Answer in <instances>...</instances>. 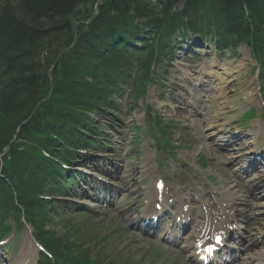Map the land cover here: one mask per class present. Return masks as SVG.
I'll return each mask as SVG.
<instances>
[{"label": "trees", "instance_id": "obj_1", "mask_svg": "<svg viewBox=\"0 0 264 264\" xmlns=\"http://www.w3.org/2000/svg\"><path fill=\"white\" fill-rule=\"evenodd\" d=\"M95 1L17 0L0 14V153L33 110L19 137L35 143L37 148H31L38 152L41 145L51 146V137L43 133L46 128L61 138L67 132L70 141L82 136L68 118L77 117V111H101L122 85L133 83L136 94L143 95L151 66L164 59L167 41L182 26L210 35L218 45L246 43L264 71V0H185L175 11L181 0H104L93 15ZM89 18V23L79 25L73 48L56 62L73 42L75 23ZM137 41L143 48H134ZM41 100L45 101L35 109ZM67 153L64 149L59 155ZM48 166L49 176L60 179V167L52 162ZM42 174V165L28 157L25 162L15 157L0 169V226L15 206V189L38 228V238L59 256L56 264H103L82 248L80 238L71 239L68 233L76 226L67 227L62 236L45 231L47 215L28 196L37 183L39 188L47 180V175L39 180Z\"/></svg>", "mask_w": 264, "mask_h": 264}, {"label": "rangeland", "instance_id": "obj_2", "mask_svg": "<svg viewBox=\"0 0 264 264\" xmlns=\"http://www.w3.org/2000/svg\"><path fill=\"white\" fill-rule=\"evenodd\" d=\"M205 46V48L199 49L201 50L200 58L190 57V54L186 55L184 51H179L172 67L168 68V73L163 77L162 85L158 83L152 85L145 101H141L137 109H132V114L127 115L128 111H130L132 107L131 105L128 106L124 103L120 117L117 119L122 121V125L115 120L113 122V126L103 127L105 133L112 138V143L107 148L109 150L111 148L112 149L111 151H108V153H105L107 155V159H105L104 162L105 167L106 165L109 167L107 168L109 171H105V173L109 175L108 173L111 171L112 175H109L107 181H112L116 185L113 192L115 195L118 194L116 200L117 203L109 208L87 199V197L81 193H77L78 188H80V183H82L81 178L79 181L77 180L76 183H71L68 188V195L64 196L66 200H55V204H52L53 209L58 213V219H63L64 221L66 217L76 214V211L74 210L75 207L86 206L89 213L92 214L94 219L97 221L96 224H93V226H89L90 230H92L91 233L96 232L99 236L104 235L108 237L107 242H103L105 245L102 248H100L101 244L95 245L94 243L88 242L92 245L90 246L91 250L95 255H99L100 253L105 260L112 258L114 264H182L187 256L186 253H183L182 249L168 251L167 247L162 246L158 241L154 242V240H150L137 232L135 233L128 226L125 218L129 214H134L139 210L143 203V195L148 190L147 186L150 185V174L136 175L135 167L140 168L145 160L156 167L155 158L157 157V152L154 148L150 149V146L153 145L154 141L144 134L143 140L138 144V142L134 141L131 133V125L134 122L144 124V107L149 105L154 110H159L157 104L159 102L163 103L161 106L164 110V117L170 120L174 119V123L171 128L174 138L178 140L177 143H179V148L176 150L178 160H184L185 165L193 169V172L198 170L203 179V177H205V171L207 172L208 169L199 165L201 162L199 159L203 155L207 156L209 160V170L211 172L213 170L218 178L223 176L221 180L216 176L215 177L217 179L213 180L215 182L214 187L218 190L223 187V182H233L234 179L229 175L228 169L225 168V161L222 157V152L218 151L214 142L206 141L205 132L201 130L199 132L191 131L190 127L186 126L187 124L184 116L188 115L189 109L186 108L184 111H178V106H184L186 103L184 98H188L187 93L190 94L189 90H193L191 87L196 85V78L191 80L183 79L184 72H188L190 70L195 71V65L206 63V60L210 61L215 57H217L222 63L231 62V64H234L235 66L242 63L241 71L237 73L234 81H232L228 86V95L233 101V104L229 107L227 116L222 119L224 128L229 126L231 127V125L235 124L242 126L245 129L249 127L253 129V125L259 118L260 112L263 111L259 93L262 92L264 94V91L261 88L258 70L256 68V61L252 57L250 50L247 47L242 46L239 48L238 54L236 55L230 50H226L221 53H217L215 51L213 52L211 49L212 45L210 43H207ZM207 52L209 53L207 54ZM205 54H207V56H205ZM199 89L202 90V88ZM247 90H253V93L251 94L253 96V100L249 102L246 101L245 96L243 95V93ZM119 99V97H116V100ZM167 100L175 102V106L177 107L173 108L165 105L164 101ZM207 105H209V103H207ZM251 107H255L258 117L250 120L248 126L241 125L239 121L236 122L239 116ZM99 120H101V118L97 116L96 121ZM197 122H199V119H197ZM189 124L192 126L194 123L189 121ZM263 126L264 120L259 128L260 131H262L261 135H256L259 140L262 137L264 138ZM192 128L197 127H191V129ZM241 137L245 138L244 143L247 145V148L251 149L252 147L249 144V142H251V137H246L244 133L241 134ZM99 152L101 151L89 150L88 154H91L94 157L97 156ZM89 157L91 156L85 155V160L83 162H90ZM164 158L170 160L171 170L167 169L165 166L159 167L158 170L161 171V173H164V170H167V172L176 175L177 168L175 170V167L172 168V165H174L177 161L170 159L167 153H164ZM78 161L80 160H76L75 162ZM100 161L101 160H98L96 164L89 163V166H91L90 170H92V168L95 169L99 165ZM198 167H200V169ZM72 172L74 173L75 171ZM134 177L138 178V180H135ZM85 180L86 182L82 184L87 187V179L85 178ZM121 180H125V183H120ZM240 188L243 192L245 191L244 187ZM89 192L91 194H96L97 190L90 189ZM257 195H259L258 192H256L254 197ZM251 206L249 205L248 207H244L243 212H246L247 209L251 208ZM151 209L152 206L146 209L141 207L140 211ZM72 219L73 222H77L79 218L75 215ZM245 220L248 221L247 218ZM249 224V229L251 230L260 225L261 221H251ZM53 225L57 226L56 230L59 233L64 234V223L60 222V227L59 224L56 223H53ZM50 227L52 226H48V228ZM28 236L29 234L26 228L21 233L16 234V237H14L11 241V247L6 248L4 251L5 258L7 257L8 261L4 260V262H2L0 260V264H17L28 260L30 264H36L38 262V250L34 246L33 240H31L29 245V247H31L30 250H26L25 252L23 251L27 241L29 240ZM80 239L87 242V237ZM149 240L153 241L154 244H158L159 246L165 248L164 259H157L155 263H151V244L149 243ZM99 241L101 242L103 239H100Z\"/></svg>", "mask_w": 264, "mask_h": 264}, {"label": "bare ground", "instance_id": "obj_3", "mask_svg": "<svg viewBox=\"0 0 264 264\" xmlns=\"http://www.w3.org/2000/svg\"><path fill=\"white\" fill-rule=\"evenodd\" d=\"M226 66L222 67H216V61L209 62L206 65H203L195 74L201 75L202 78L205 80V82L208 80L210 82V85L212 87L209 88L210 92L213 93L212 95V102L216 106V108H212V114L208 115V117H205V125L208 127V130H210L211 134H213L216 130L220 128L219 118L223 115L227 114V105L233 104V101L229 98L228 92L226 89L229 86V83L232 81V79L235 77V73H238L240 71H235V68L231 67V62L225 63ZM241 66H239L240 68ZM217 69L219 71H217ZM192 73L189 71L187 72L186 76H190ZM207 81V82H208ZM244 96H248L247 99L250 100V97L248 95V92H245ZM215 98V99H214ZM263 176H264V170H263ZM223 193V192H222ZM224 197H226V194H223ZM226 201V198H224ZM256 207H258V212L263 210L264 208V202H258L255 204ZM196 234V232H193ZM188 252V254H194L193 251H191L190 246L185 247ZM25 249L27 250V246H25ZM24 249V250H25ZM263 254L261 263L264 264V245L262 246L260 251H257L254 253V255L246 254L244 256V261L248 262L252 260L255 256H258V254Z\"/></svg>", "mask_w": 264, "mask_h": 264}]
</instances>
